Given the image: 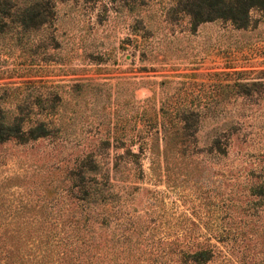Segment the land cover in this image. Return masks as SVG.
<instances>
[{
	"label": "rangeland",
	"instance_id": "1",
	"mask_svg": "<svg viewBox=\"0 0 264 264\" xmlns=\"http://www.w3.org/2000/svg\"><path fill=\"white\" fill-rule=\"evenodd\" d=\"M175 2L57 0L42 37L3 40L0 109L61 128L23 145L0 144V215L53 221L75 160L96 153L104 167L113 165L148 133L144 122L157 121L160 134L193 109L196 145L207 148L219 135L229 143L226 155L202 152L152 173L150 151L162 144L151 142L145 176L120 212L154 237L245 231L252 241L247 250L239 238L231 242L233 263L264 264V196H249L256 179L264 183V14L252 9L244 29L220 20L194 28L182 12L170 14ZM21 203L31 206L17 210Z\"/></svg>",
	"mask_w": 264,
	"mask_h": 264
},
{
	"label": "trees",
	"instance_id": "2",
	"mask_svg": "<svg viewBox=\"0 0 264 264\" xmlns=\"http://www.w3.org/2000/svg\"><path fill=\"white\" fill-rule=\"evenodd\" d=\"M55 1L0 0V44L6 37L32 41L42 37L53 23ZM169 9L172 16L179 12L186 15L194 28L220 20L244 29L249 26L252 9L264 14V0H176ZM198 115L197 110H185L182 119L170 121L160 134L157 121L144 122L148 133L138 136L135 150L128 147L113 165L104 167L96 153H86L75 160L61 179L56 198L62 204L58 209L61 211L53 221L23 213L0 215V264H235L236 246L231 242L239 238V244L235 243L247 250L252 238L245 231L234 236L227 231L212 234L185 229L154 237L139 231L131 215L120 212L127 200L131 202L127 196L137 189L134 182L145 176L143 158L151 142L162 144L160 152L150 151L152 173L161 165H179L202 152L214 153L217 158L226 155L229 143L219 135L207 148L196 145L193 129L198 126ZM60 128L52 119L27 121L18 113L0 109V144L14 141L23 145L60 132ZM120 163L124 168L119 167ZM249 192L252 198L264 196V183L256 179ZM29 206L21 203L16 209ZM200 221L204 223L201 218ZM147 241L149 247L139 244ZM246 256L247 253L240 260Z\"/></svg>",
	"mask_w": 264,
	"mask_h": 264
}]
</instances>
